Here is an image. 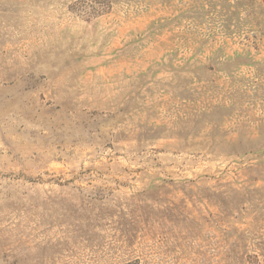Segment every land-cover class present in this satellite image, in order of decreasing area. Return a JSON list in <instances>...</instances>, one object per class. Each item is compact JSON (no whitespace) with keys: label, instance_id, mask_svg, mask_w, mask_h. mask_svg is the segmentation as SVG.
<instances>
[{"label":"rangeland","instance_id":"obj_1","mask_svg":"<svg viewBox=\"0 0 264 264\" xmlns=\"http://www.w3.org/2000/svg\"><path fill=\"white\" fill-rule=\"evenodd\" d=\"M0 264H264V0H0Z\"/></svg>","mask_w":264,"mask_h":264}]
</instances>
